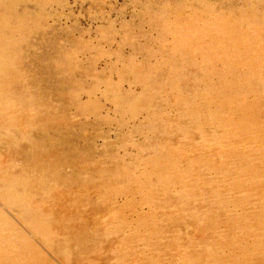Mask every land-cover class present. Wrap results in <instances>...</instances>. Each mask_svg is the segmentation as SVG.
<instances>
[{
    "label": "rangeland",
    "instance_id": "rangeland-1",
    "mask_svg": "<svg viewBox=\"0 0 264 264\" xmlns=\"http://www.w3.org/2000/svg\"><path fill=\"white\" fill-rule=\"evenodd\" d=\"M0 264H264V0H0Z\"/></svg>",
    "mask_w": 264,
    "mask_h": 264
}]
</instances>
